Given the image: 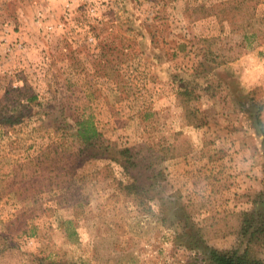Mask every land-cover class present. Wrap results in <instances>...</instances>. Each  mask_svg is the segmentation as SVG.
Wrapping results in <instances>:
<instances>
[{
	"label": "rangeland",
	"instance_id": "rangeland-1",
	"mask_svg": "<svg viewBox=\"0 0 264 264\" xmlns=\"http://www.w3.org/2000/svg\"><path fill=\"white\" fill-rule=\"evenodd\" d=\"M263 206L264 0H0V264L264 259Z\"/></svg>",
	"mask_w": 264,
	"mask_h": 264
},
{
	"label": "trees",
	"instance_id": "trees-1",
	"mask_svg": "<svg viewBox=\"0 0 264 264\" xmlns=\"http://www.w3.org/2000/svg\"><path fill=\"white\" fill-rule=\"evenodd\" d=\"M258 114L259 112L254 115V119L257 124H260V118ZM14 117L18 119L19 115H14V113H12V115L3 116L2 119L7 122H12V120H14ZM77 124L78 126L76 128V134L85 145L92 146L93 144L100 142V133L88 121H81ZM119 152L123 155L124 161H122V164L125 169L130 172L132 169L134 170L133 172L139 171V169H137L138 163L133 160V154H131L129 150L123 149ZM134 177H136V175H134ZM135 179L136 178H134L133 183L127 185V188L129 191L137 193L140 192L141 189L140 184H138ZM240 233L242 235H247L249 241L259 242L264 238V206L258 211H245L243 213ZM200 239H202L203 241L201 243H205L202 236L200 237ZM205 248L206 258L209 264H264L263 258L248 253V251L246 250L243 252H239L237 249L222 250L208 246H206ZM47 264L55 263L50 261ZM79 264L85 263L80 262Z\"/></svg>",
	"mask_w": 264,
	"mask_h": 264
}]
</instances>
